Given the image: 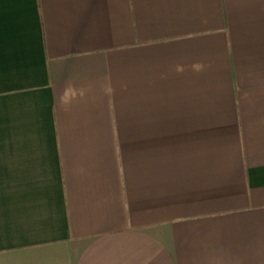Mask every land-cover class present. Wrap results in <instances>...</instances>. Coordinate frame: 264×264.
Returning a JSON list of instances; mask_svg holds the SVG:
<instances>
[{
  "label": "crops",
  "instance_id": "crops-1",
  "mask_svg": "<svg viewBox=\"0 0 264 264\" xmlns=\"http://www.w3.org/2000/svg\"><path fill=\"white\" fill-rule=\"evenodd\" d=\"M0 264H264V0H0Z\"/></svg>",
  "mask_w": 264,
  "mask_h": 264
}]
</instances>
